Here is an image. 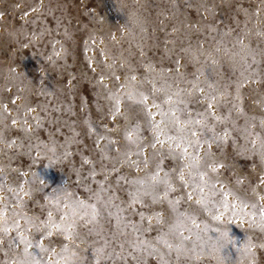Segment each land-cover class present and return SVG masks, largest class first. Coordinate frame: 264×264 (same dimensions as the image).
Masks as SVG:
<instances>
[{
  "label": "rangeland",
  "instance_id": "rangeland-1",
  "mask_svg": "<svg viewBox=\"0 0 264 264\" xmlns=\"http://www.w3.org/2000/svg\"><path fill=\"white\" fill-rule=\"evenodd\" d=\"M129 85L136 95H128ZM141 93L147 108L139 103ZM176 93L181 108L214 113L209 124L221 135L227 131L199 154L210 153L217 171L208 170L209 176L217 189L232 193L229 204L248 205L243 213L222 208L219 196L208 208L197 204L176 171L184 161L167 155L166 146L150 147L147 112L157 113L153 104L167 110L165 100ZM205 93L215 97L211 110ZM137 124L142 150L125 138ZM157 161L174 190L164 198L161 189L155 202L146 196L129 207L132 189L120 178L151 174ZM95 193L112 197L124 209V223L142 231L129 227L120 235L109 216L116 209L101 207ZM54 194L61 208L74 200L97 204L96 227L103 225L112 253L99 264H217L209 237L223 230L235 242L223 252L225 264H264L258 226L264 205V0H0V213L6 205L8 216L5 233L0 215V264L24 262L25 247L40 264L58 259L51 249L61 253L69 241L54 229L47 237L19 216L27 231L11 226L13 213L45 221L51 211L59 222L62 213L49 202ZM169 201H179L175 211ZM180 213L178 231L189 239L167 237L172 249L157 243ZM92 227L77 219L79 235L70 244L87 257L84 264H97L100 244L89 235ZM128 233L151 241L155 251L133 252L125 243ZM38 244L48 250L41 253Z\"/></svg>",
  "mask_w": 264,
  "mask_h": 264
},
{
  "label": "snow or ice",
  "instance_id": "snow-or-ice-1",
  "mask_svg": "<svg viewBox=\"0 0 264 264\" xmlns=\"http://www.w3.org/2000/svg\"><path fill=\"white\" fill-rule=\"evenodd\" d=\"M132 79H135V77H132ZM157 91L160 90L157 89ZM200 91L203 92L204 90L200 89ZM140 95L141 99L139 100V103L147 108V96H144L142 93ZM175 96L177 97L176 99H173V96L169 95L165 100L164 103L168 105L167 110H164L161 105L153 104V107L157 109V113L154 114L151 111L147 112L153 134L150 147L155 149L157 145H159L160 148L163 149L166 146L167 155L175 157L177 160L184 161V164L176 171L178 172L179 179L185 184V186L193 188V191L198 197L196 199L197 204H200L204 208H208L209 204L214 200V198L219 196L220 199L217 200L216 203H219L222 208L243 213L248 205L241 202L238 208L236 203L229 204L228 197L232 195V193L224 191L223 188L217 189L213 178L209 176L208 170L211 172L217 171V166L210 162V153L205 150L203 157H201L199 154L200 149L204 148L205 145L210 147L212 143L222 141L228 135L227 131L221 135L217 133L214 127L209 124L207 116L209 114L214 115V113H189L186 107H180V105L184 102L179 99V93H176ZM205 98L208 99V109L211 110L213 108L212 101L215 100V97L213 96L209 98L208 94L205 93ZM116 110L119 111L118 103ZM156 115L160 116L159 120L155 119ZM125 138L130 144L136 145L138 149L142 150V144L140 143V127L138 124L126 129ZM253 143L255 142L253 141ZM134 155H140V151H137L134 153ZM124 156L128 163L136 167H140V162L128 160L127 153H125ZM144 164L146 166L147 161H144ZM155 169L156 170L151 174L145 175L144 177H138L131 180H128L127 177L120 178L122 180H126L132 189V191L129 192V196L131 198L129 207H131V204L140 202L142 198L146 196H151L155 202L159 199L158 193L161 189H163L165 194L164 198L167 197V193L169 191L174 190L169 178V174L167 172L161 174L162 169L160 168L159 161L156 162ZM185 173H187V176ZM101 190H103V185L101 186ZM20 192L25 196L29 195V193L26 192L23 187L20 188ZM68 195L70 197V194ZM94 195L96 196L97 202L101 205V207H114L116 209L115 212H109V216L115 217L117 221V232L120 235H124V229L129 227L133 229V232L142 231L135 224L124 223L123 217L120 215L124 209L121 207V205L114 204L112 197L109 196L105 200H102L100 193H95ZM17 198L22 203V197L19 193H17ZM192 198L193 194L189 193L188 199L191 200ZM49 202L55 203L57 211L62 213L59 218V222H57L53 217V213L51 211L48 213V219L45 221H40L39 218L34 219L32 217H28L22 213H13L11 219L12 228L18 232L27 231V229H22L20 220L16 218L19 216V218L22 219L26 225L30 226L31 229L38 230L42 235L51 237L53 235L52 230L54 229L57 234L63 237L64 241H70L73 240L75 236L79 235L78 233L74 232L76 220L79 219L84 222L85 226L92 224L93 227L89 228V235L94 233L96 237H98L96 243H99L100 246L94 248V255L97 258V264H99L100 260L112 258V253L106 251L110 245L108 239L104 237L103 225H100L99 228L96 227L97 218L100 216V211L97 208V204L86 203L85 201L81 200H74L71 203L65 204L63 208H61L59 197L55 194L52 198H50ZM178 203L179 201H169V204L172 205L174 211L176 210L175 205ZM252 207H256V205H252ZM0 215H4L5 227L3 228V231L7 233L8 216L6 205ZM140 215L141 219L143 220V214L141 213ZM259 215L260 221L258 226L262 231H264V205H261ZM183 216V213L178 215L177 225L170 227L167 233L160 235L157 239V243H163L166 247L172 249L173 245L168 242L167 237L171 236L177 239H189L188 237H184L182 232L178 231V227L182 222ZM154 218L157 222L160 221L159 214H157ZM212 218L219 220L221 217L219 215H213ZM253 220L255 221L254 215ZM192 222L195 223L194 220ZM115 235L116 234L114 233V236ZM125 243L131 247L133 252L144 249L149 254H152V252L155 251V249L152 247L151 241H144L142 239L136 238L133 236V233L127 234ZM67 245L68 243H62L60 246V252L66 251ZM120 247L123 249L124 244H121ZM47 250L48 249L45 248V251ZM24 251H27V247H25ZM51 251L56 252V249L53 248ZM20 264H23V262H20Z\"/></svg>",
  "mask_w": 264,
  "mask_h": 264
},
{
  "label": "clouds",
  "instance_id": "clouds-1",
  "mask_svg": "<svg viewBox=\"0 0 264 264\" xmlns=\"http://www.w3.org/2000/svg\"><path fill=\"white\" fill-rule=\"evenodd\" d=\"M133 25H138L139 20L133 19L132 20ZM136 95L135 89L133 85L128 86V95ZM35 230V229H34ZM39 232L38 230H35ZM209 239L212 241L211 244V250L215 254V259L217 261V264H225L226 260L228 259L223 254L224 250L232 244L233 247H235L234 239L230 236V230H223L219 231L218 235L215 237H209ZM74 241L70 240L69 244L67 245V250L61 253L52 252V256H57L58 259L55 262L48 261L46 264H84V261L87 257L81 255L77 248L71 247L70 244ZM79 247V245H77ZM37 248L40 250L41 253L45 251V248L41 245H37ZM25 259L23 264H40V259H37L35 255L28 254L27 251H25ZM42 259V257H41Z\"/></svg>",
  "mask_w": 264,
  "mask_h": 264
}]
</instances>
